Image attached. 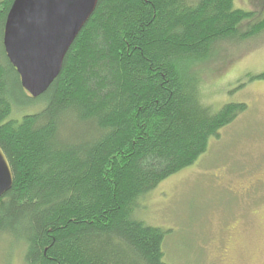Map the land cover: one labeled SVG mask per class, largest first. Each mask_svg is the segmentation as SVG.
I'll use <instances>...</instances> for the list:
<instances>
[{
  "label": "trees",
  "instance_id": "obj_1",
  "mask_svg": "<svg viewBox=\"0 0 264 264\" xmlns=\"http://www.w3.org/2000/svg\"><path fill=\"white\" fill-rule=\"evenodd\" d=\"M14 2L0 0V146L14 174L0 236L23 247L25 264H170L167 233L137 218L139 202L247 111H214L192 70L220 43L263 31L264 15L235 0H99L59 77L33 98L4 47Z\"/></svg>",
  "mask_w": 264,
  "mask_h": 264
},
{
  "label": "rangeland",
  "instance_id": "obj_2",
  "mask_svg": "<svg viewBox=\"0 0 264 264\" xmlns=\"http://www.w3.org/2000/svg\"><path fill=\"white\" fill-rule=\"evenodd\" d=\"M235 4L253 11L255 21L264 15V0ZM242 33L192 72L202 71L204 101L214 111L229 103H244L247 111L194 166L143 197L136 211L139 220L166 231L170 264H264V80L256 78L264 73V30ZM0 264H25L23 247L7 235L0 236Z\"/></svg>",
  "mask_w": 264,
  "mask_h": 264
},
{
  "label": "water",
  "instance_id": "obj_3",
  "mask_svg": "<svg viewBox=\"0 0 264 264\" xmlns=\"http://www.w3.org/2000/svg\"><path fill=\"white\" fill-rule=\"evenodd\" d=\"M99 0H15L4 35L8 59L33 97L43 95L62 72L66 55L93 16ZM14 174L0 146V199Z\"/></svg>",
  "mask_w": 264,
  "mask_h": 264
}]
</instances>
